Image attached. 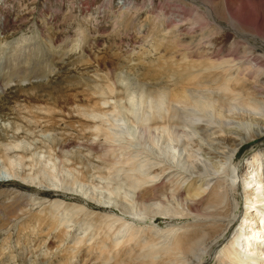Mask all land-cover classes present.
I'll return each mask as SVG.
<instances>
[{
	"label": "bare ground",
	"instance_id": "1",
	"mask_svg": "<svg viewBox=\"0 0 264 264\" xmlns=\"http://www.w3.org/2000/svg\"><path fill=\"white\" fill-rule=\"evenodd\" d=\"M202 2H208L209 13H213L214 18H218L217 11L222 4L226 9L223 18L257 37L258 31H250L237 18L234 6L227 0ZM47 48H37V51ZM19 56L23 62L24 59H31L33 53H21ZM254 62L249 60L245 63L250 65L249 69L241 68L234 59L216 63L212 68L221 71V80L220 75L217 77L218 74H211L215 72L210 71L211 67L193 71L192 66L185 69V73H178V80H175L173 87L172 84L148 86L133 83L128 76L118 74L117 71L111 77H97L102 85L85 83L89 86L85 96L92 98L86 105H75L72 111L79 117L81 129L89 132L88 137L98 140H94L93 145L90 143L92 146L87 153H91L87 156L106 166L104 169H111L108 174L112 175V184L105 191L99 190L100 187L95 184H86L84 176L78 177V171L77 176L76 172H72V167L66 169L61 158L66 157L64 160H68L66 155L69 153L64 155V151H68L63 140L55 139L50 147L55 152L51 159H54L53 166L48 169L45 164H41L37 168V163L34 164L36 152L30 150L27 139L22 138L23 141L15 133L22 128L27 133L32 132V129L37 130L39 121L31 130L28 128L31 123L28 117L25 126L14 124L12 141H0V160H3L0 172L5 174L6 181H18L21 185L35 189L36 193L17 192L21 196L16 195V202L6 206L5 214L8 216L5 221H0V225L6 228L14 217L19 223L25 218L26 222L18 231V239H27L21 235L27 230L38 238L34 248L38 252H28L26 245L21 246L17 240V245L21 247L19 250L22 251L21 264H264V149L255 152L244 168H241L238 159L242 147L264 137V98L258 99L257 94L245 89L246 92L237 91L235 86L230 85V81L256 72L255 65L258 64ZM206 64L209 66V63ZM222 65L228 67L227 70L235 68V76L228 75L226 67L221 68ZM20 69H11L13 77ZM191 86L192 89L188 88ZM43 108L46 109L43 113L50 116L54 112V117L46 120L49 125H44L51 130L50 122L59 111L50 107ZM12 114L16 115L14 110ZM76 145L73 144L74 147ZM55 147L59 151L56 152ZM83 156L75 154L71 159L75 160L74 165L79 158L81 160L78 162L85 167L88 163ZM56 161H59V165ZM17 166H25L31 172L34 171L27 173L22 170L20 175ZM76 168L80 171L81 167ZM122 171L120 177L118 172ZM108 174L106 177H109ZM99 177L104 179L103 175ZM42 188H46V192H61L60 195L66 194L72 198L49 199L37 193ZM239 190L242 198L234 195ZM126 196L132 199L129 202L135 207L123 205L128 204ZM163 197L167 198L166 203ZM170 199H175V206L168 203ZM241 200L245 204L238 219L236 214L233 217L232 212L238 209ZM29 202L40 206V209L25 212V205ZM91 204L93 206L90 207ZM109 209L128 214L139 223L147 219L152 223L150 226H136L111 213ZM166 218L176 221L182 219L187 225L161 229L155 225L159 219ZM240 219L242 222L238 225ZM229 234L230 239L227 238ZM47 238H51V241ZM225 238L227 241L223 247ZM7 241L3 242L2 251L0 249V258H3L0 262L17 264L9 253L4 254L10 248ZM56 252L59 253L58 258L53 260L51 255ZM80 254L88 258L87 263L86 260L78 262Z\"/></svg>",
	"mask_w": 264,
	"mask_h": 264
},
{
	"label": "rangeland",
	"instance_id": "2",
	"mask_svg": "<svg viewBox=\"0 0 264 264\" xmlns=\"http://www.w3.org/2000/svg\"><path fill=\"white\" fill-rule=\"evenodd\" d=\"M227 1L231 6H234V13L237 18L245 23L247 25L245 26L250 31H258L257 37L252 36L254 33L241 30L238 25H233L227 19L223 18L226 9L222 4L217 11L218 18H214L212 15L213 13H209L210 8L208 7V2L203 3L202 0H0V28H2L0 29V141H12L14 137L12 136L14 134V124L25 126L27 124V117L31 119L30 126H28L30 130L34 124L39 121L36 128L37 130L33 131L32 129V132L27 133L25 129L22 128L15 133V136L18 135L21 140L27 139V142L30 143V150L36 152L34 156V164L37 163L36 167L39 168L41 164H45L48 169L51 168V166H53L52 163H54V159H51L53 158V153H55L50 150L52 142L55 139L56 141L63 140L64 144H66V150L68 151H64V155L69 153L66 156L70 160L75 154L78 156L85 155L83 157L87 159L88 163L84 167L83 164L78 162L81 159L76 157L78 163L75 162L74 165L73 162L75 160H71V165V161L68 158V160H64L66 159V157H64L61 158V160L64 161L63 163L66 169L72 167V172L78 171L79 176L77 172L75 173L78 177L81 175L84 176L83 181L85 180L86 184H95L100 187L99 190L105 191L108 189L109 184H112V175L108 174L111 172V169H104L106 166L98 164L96 159L91 160V157L87 156L91 153L87 152L90 151V147L93 145L94 140H98L90 136V138H94L93 140L91 139V142L88 137L89 132L86 130L84 132V129H81V121L78 119L79 117L77 114L72 111L75 105L80 103L81 105H86L90 102L92 97L85 96L89 88L86 84L93 86L102 85L103 83L97 77H111L117 71L118 74L128 76L129 79L133 80V83H143L148 86L157 84L171 86L172 84L173 87L174 83L178 80V73H183L185 69L191 68L192 66L193 71L200 70L207 66L206 68L211 67L210 71L213 70L212 72H214L215 70L212 66L217 65L216 63L219 64L222 61L225 62V60L234 59L237 64L241 65V68H248L250 65L245 63L250 60L258 64L257 66L255 65L257 71L245 74L243 78L240 77L234 81H230V85L231 87L235 86L237 91L248 90V92L252 94H257L258 99L264 98V0ZM175 25L177 27H175ZM210 37L212 38L210 39ZM45 45L48 48L42 50L44 52L37 51L39 48H45ZM33 47H37L38 49H34ZM28 52L33 53L31 59H24V61L21 62L19 55ZM52 53L57 54L55 55ZM50 54L52 55L49 56ZM218 58L220 59L218 60ZM222 58L223 60H221ZM178 59L180 62H177ZM188 60L191 62L189 63ZM194 60L198 63L196 62L195 64ZM206 63H209V66ZM13 67H15V70L21 67L19 72L14 74V77L12 74L13 71H11ZM225 67L224 65L221 66V68ZM8 68L11 69L9 70ZM3 69L6 70L4 71ZM227 69L228 67L225 68L228 75L235 76V68ZM216 71L211 74H218V76L216 75L217 77L223 75L220 70ZM258 78H260V80ZM221 79L222 77L220 80ZM78 83L85 86L83 87ZM118 84H120V82H118ZM188 88L192 89L193 87L191 86ZM257 91L258 93H256ZM262 106L264 108V105ZM31 107L33 110H31ZM43 107H50L56 112H61V114L57 112L55 118L50 122L51 130L44 125H49L46 120L47 118L52 119L54 117V112L52 116H50L45 113L46 109ZM13 110L16 115H11ZM43 111L45 112L43 113ZM29 112L33 113V116L30 115ZM5 114L8 115L6 116ZM23 117L25 119H23ZM43 118H45V121ZM63 121H65V123L67 122V125H65ZM64 131L66 133L69 132V136ZM59 136L68 137L64 139ZM71 141L73 143H71ZM82 141L83 143H81ZM3 142L1 141V143ZM88 143H92V145ZM73 144H77L76 147H74ZM83 144L89 148L85 149ZM56 148L57 147H55V149ZM263 149L264 137L242 147V150L238 154L241 168H244L246 162L251 160L255 152L263 151ZM57 151H59V149H56V152ZM71 152L74 154H71ZM49 154L52 155L50 159ZM65 162L71 166L66 165L67 163ZM56 164L59 165V161H56ZM1 165H3V160H0V166ZM96 165H98V168H96ZM100 166H103V168ZM76 167H81L83 170L80 168L79 171ZM17 168L20 171V175H22V170L27 173H33L34 171L32 170L31 172L30 168L25 166H17ZM87 168H89V170H87ZM106 173L109 177H106ZM118 173L120 177L123 175V171ZM100 175H103L104 179H100ZM107 178L110 179L111 182L108 183L109 180H107ZM5 179V174L0 172L1 222L5 221L8 216L5 214L6 206L16 202L15 200L17 199H15V196L20 195L17 192L36 193L35 189H30V187L23 184L21 185L18 181H6ZM106 184H108V186H106ZM44 190L47 189L42 188V190H38L37 193L40 192L49 199L63 197L66 200H70L72 198L66 194H64L65 196L63 194L60 195L61 192H57L56 194L55 192H46ZM234 195L242 198V196H240V190L235 192ZM169 197L171 198V196ZM163 198V202L166 203L167 198ZM126 199L128 200L126 201L128 204L123 201V203L126 204H123L125 207L131 208V206H136L132 202L130 204L129 201H132L131 198L126 196ZM174 200L175 199H170L168 203L175 206L176 202H174ZM244 204L241 200L238 209L232 212L233 217H235L236 214L239 219ZM35 205V203L29 202L28 205H25V212H35L40 209V206ZM89 206L91 207L93 204ZM133 209L136 210L137 208ZM109 211L122 217L125 221H130L136 226L138 224H141L142 227L144 225L150 226L152 223L149 219L139 223V221H135L132 219L133 217L125 213L123 214L121 211L120 213L112 209H109ZM109 211L107 210L106 212L109 213ZM237 218L235 221H237ZM12 220V223L6 228L2 227V224L0 225V249L2 251L3 242L8 240L7 242L10 243V248L9 250L7 249L4 254L9 253L10 257L15 258L17 264H21L22 251L19 250L21 247L17 245V240L20 241L21 246L26 245V249H29L28 252H38L34 249L36 248V241H38V238L31 235L27 230L25 232L23 231L21 234L23 237L25 235L24 238L27 239H18V231H20L19 229L22 228L26 220L24 218L20 223L16 221L15 217ZM241 222L240 219L237 222L238 225ZM184 223L186 222L182 219L176 221L166 218L159 219L155 225L161 229L174 225H182ZM228 237L230 239V234L227 235V238ZM46 240L51 241V238H47ZM29 241H31L30 245H27ZM226 241L227 239L225 238L223 240V247ZM57 252L51 255L53 260L58 258L59 253ZM40 253L41 252L38 254L41 255ZM86 254L87 253H84V255ZM82 256V254L79 255L78 262L86 260L87 263L88 258L85 259ZM1 258L0 261L3 259Z\"/></svg>",
	"mask_w": 264,
	"mask_h": 264
}]
</instances>
